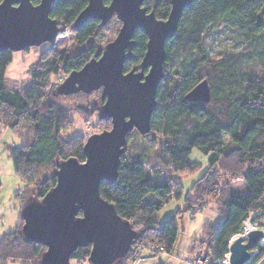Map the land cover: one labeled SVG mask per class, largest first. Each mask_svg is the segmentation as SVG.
<instances>
[{"label":"trees","instance_id":"1","mask_svg":"<svg viewBox=\"0 0 264 264\" xmlns=\"http://www.w3.org/2000/svg\"><path fill=\"white\" fill-rule=\"evenodd\" d=\"M170 1L143 0L141 6L157 19H166ZM31 2L36 5L40 0ZM109 2L104 0V4ZM86 5L87 0L52 2L49 16L58 23L57 37L67 29L74 35V41L65 50L54 48L57 38L47 43L30 66L33 81L29 85L16 88L6 83L5 72L13 52L0 51V123L22 138V146L12 153L14 173L23 184L16 196L20 200L24 194L29 196L21 201L22 206L31 200H41L55 185L54 172L59 162L68 158L85 161L86 138L81 135L63 138L64 131L72 125L70 112H78L84 121L97 114L96 133L111 127V120L101 113L105 99L102 88L69 95L56 92L70 72L99 57L107 44L97 42L104 26L99 20L75 25L76 17ZM217 29L234 32L246 49L224 53L220 58L210 56L204 38ZM146 42L143 30L134 33L133 58L124 63V72L140 70ZM164 51L163 77L155 94L150 130L141 134L133 129L127 134L116 179L103 180L99 186L101 196L115 206L138 235L126 255L115 264L139 258L144 250H150L152 255L170 254L178 235L177 214L209 205L221 213L222 219L215 228L207 225L205 240L199 248L200 253L205 251L210 264H218L226 259L230 239L242 233L250 213L255 214L252 222H264V0H194L182 10L176 32L165 41ZM59 73L62 80L54 87L51 80ZM203 79L210 86V101H187V92ZM94 93L97 95L92 97ZM89 95L91 98L85 104L79 102L73 110L57 102L58 97ZM222 134L230 141L224 142ZM135 135L145 140L141 146L132 142L136 151L128 147ZM157 145L158 163L175 174L184 175L196 169L197 163L189 158L194 148L208 156V168L190 188L184 207L163 221L157 217L159 210L181 195L182 186L180 182H160L147 173L149 149ZM221 177L243 179L247 193L243 196L229 193L228 184L220 183ZM22 224L19 217L16 230L0 240V264L14 261L39 264L46 247L26 241L21 234ZM90 250V244L78 247L70 260L88 261ZM248 250H257L248 264H255L264 256V247L258 243Z\"/></svg>","mask_w":264,"mask_h":264},{"label":"water","instance_id":"2","mask_svg":"<svg viewBox=\"0 0 264 264\" xmlns=\"http://www.w3.org/2000/svg\"><path fill=\"white\" fill-rule=\"evenodd\" d=\"M54 0H3L0 3V51H23L53 42L58 23L49 16ZM143 0H87L75 19L81 26L90 19L105 25L113 16L121 26L97 58L70 72L57 86L58 94L91 93L102 88L104 103L101 113L111 120L110 129L87 137L83 152L85 161L68 158L58 163L55 185L41 200H31L20 210L21 234L26 241L46 247L39 264H70L71 254L84 245H91L90 264H115L123 258L138 235L123 219L115 206L100 194V182L116 179L126 136L133 129L141 134L150 130L155 107V94L163 77L164 44L177 29L182 10L194 0H171L166 19H157L142 6ZM143 30L147 42L140 70L124 72L123 65L133 58L132 38ZM145 71V72H144ZM206 79L185 95L187 101H210ZM81 211V215H78ZM264 236L254 228L246 238L233 236L226 260L229 264H247L248 248Z\"/></svg>","mask_w":264,"mask_h":264},{"label":"rangeland","instance_id":"3","mask_svg":"<svg viewBox=\"0 0 264 264\" xmlns=\"http://www.w3.org/2000/svg\"><path fill=\"white\" fill-rule=\"evenodd\" d=\"M121 26V22L113 16L100 31L97 42L99 45H104L112 41L117 34L118 29ZM74 41V35L70 33L69 30H65V33L57 37L54 48L57 50L70 49ZM47 43H44L38 47H30L28 51H16L12 53V61L7 66L5 72V81L11 87L22 88L24 86L32 83L33 79L30 75V66L34 63L38 57L39 52L47 47ZM204 45L209 50V55L215 58H220L224 53L229 52H239L246 49L245 44H243L238 38H236L234 32L228 30L217 29L214 33L208 34L204 38ZM248 52V51H247ZM62 75L59 73L57 76H53L52 83L54 87L57 85ZM97 95V93L91 94L92 97ZM89 97L84 96H70L66 98L58 97L57 102L62 106L71 108L72 110L81 104H85ZM70 119L72 120V125L66 129L63 133L64 139L72 138L76 135H81L86 138L90 135L98 132L97 126V114L88 120L84 121L82 116L75 111L70 112ZM222 140L224 142L230 141V138L226 134H222ZM141 146L145 142L140 136H133L132 140L129 142L128 147L136 151L132 142ZM22 146V138L17 135V133L6 127L4 124L0 123V235H5L9 232L16 230L19 221V208L17 209L16 216L17 222H14L13 205L21 201H26L29 197L27 194L20 195L21 200L17 198L16 194L20 193V189L23 184L20 179L14 173V165L12 159L13 150L19 149ZM157 147L154 149L150 148L149 153L151 157L147 165V173L152 175L153 178H158L160 182H180L182 186V193L178 198H172L166 202L162 208L159 210L157 217L160 221L165 220L170 215L177 212L179 209L184 207V202L187 194L194 184V182L206 171L208 168V156H205L199 152L198 149L194 148L189 156V158L197 163L196 169L184 175L175 174L166 168H162L157 161ZM154 171H160L157 175ZM51 170H47L46 173H50ZM220 183H227L229 187V193L243 196L247 193V186L243 179H224L220 178ZM155 200V197L151 196ZM254 213H250L249 217L244 221L251 226V229L264 227V222H252L251 219L254 217ZM222 215L218 212L213 205H209L204 209H199L194 207L193 210L179 212L177 214L178 223V235L176 242L174 244L173 250L170 254H162L160 256V261L163 264H181L186 259L196 258L192 260L191 264H210V259L202 250L200 253V244L205 240V229L207 225L215 228L221 222ZM243 223V229H244ZM242 229V230H243ZM241 235V234H240ZM1 236V237H2ZM246 238V237H245ZM260 247L264 245L258 242ZM257 250L250 251L251 258L248 263H252ZM200 253V254H199ZM164 254V255H163ZM227 257V255H226ZM207 258V261H205ZM226 260V259H225ZM224 260V261H225ZM222 262L218 264H222ZM247 263V264H248ZM10 264H25L22 262L14 261ZM27 264V263H26ZM70 264H90L89 261L78 263L76 260L71 259ZM255 264H264V256H262Z\"/></svg>","mask_w":264,"mask_h":264},{"label":"crops","instance_id":"4","mask_svg":"<svg viewBox=\"0 0 264 264\" xmlns=\"http://www.w3.org/2000/svg\"><path fill=\"white\" fill-rule=\"evenodd\" d=\"M0 204H1V202H0ZM13 210H15V212H14V214H13V217H14V222H17L16 220H17V216H16V212H17V209L19 208V217H20V210H21V208H22V203L20 204V206H19V202L18 203H16V204H14L13 205ZM2 235H0V240L2 239V237L4 236H2ZM163 253V252H162ZM164 254H168V253H164ZM163 254V255H164ZM162 254H157V255H152V253L150 252V250H144L143 252H142V256L141 257H139V258H133V259H129L125 264H163L159 259H160V256H161ZM196 258H198V256H196ZM196 258H192V259H188V260H184L183 261V263H181V264H191L190 262L192 261V260H196ZM26 264V263H25Z\"/></svg>","mask_w":264,"mask_h":264},{"label":"bare ground","instance_id":"5","mask_svg":"<svg viewBox=\"0 0 264 264\" xmlns=\"http://www.w3.org/2000/svg\"><path fill=\"white\" fill-rule=\"evenodd\" d=\"M249 230H251V226H250L248 223H244V229H243V231H242V233H241V236L245 238L246 235H247V232H248ZM263 232H264V227H263ZM233 238H234V237H233ZM260 244L264 245V236L261 238V240H260ZM222 264H229V263H228L227 260H225V261H223Z\"/></svg>","mask_w":264,"mask_h":264},{"label":"snow or ice","instance_id":"6","mask_svg":"<svg viewBox=\"0 0 264 264\" xmlns=\"http://www.w3.org/2000/svg\"><path fill=\"white\" fill-rule=\"evenodd\" d=\"M0 3H3V0H0Z\"/></svg>","mask_w":264,"mask_h":264},{"label":"built area","instance_id":"7","mask_svg":"<svg viewBox=\"0 0 264 264\" xmlns=\"http://www.w3.org/2000/svg\"><path fill=\"white\" fill-rule=\"evenodd\" d=\"M196 261V260H195ZM205 261H207V258H205Z\"/></svg>","mask_w":264,"mask_h":264}]
</instances>
